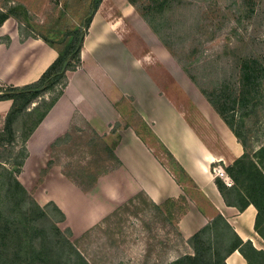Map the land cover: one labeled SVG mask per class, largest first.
<instances>
[{"label":"crops","instance_id":"obj_1","mask_svg":"<svg viewBox=\"0 0 264 264\" xmlns=\"http://www.w3.org/2000/svg\"><path fill=\"white\" fill-rule=\"evenodd\" d=\"M15 6L11 2L6 9ZM19 6L24 7L22 3ZM6 9L0 5V12ZM125 20L123 17L121 22ZM17 23L14 17H9L0 26L2 88L37 81L57 57L56 50L42 38L28 35L21 41ZM126 34L121 32L118 23L102 15V6L95 12L82 40L80 64L74 71L66 72L67 86L63 95L27 140L28 156L23 167L35 156L31 142L51 144L67 132L77 112L99 136L107 137L111 130H116L118 140L113 153L121 166L99 178L93 196L72 191L73 187L67 185L62 189L67 196L50 195L48 200L63 213L67 212V220L73 213L79 217L77 225L70 221L71 228L95 224L109 214L115 204L135 191H142L156 205L167 200H185V213L176 223L183 239L192 237L220 216L227 224L228 229L223 231L229 238L250 242L253 248L264 253V241L254 228L257 210L252 204L244 206L249 199L235 188L227 172L243 156L242 145L165 48L158 42L147 43L152 39L145 32L134 31L144 46L149 47L148 53L137 55L133 49L135 44L127 40ZM153 55L169 83L156 80V73L147 67L145 61ZM126 99L189 181L177 183L174 171L162 163L155 148L139 135L135 126L121 125L126 116L121 106ZM10 106L11 101H0V120ZM217 168L224 177L214 175ZM50 173L53 175L45 180L53 178L72 185L54 168L47 176ZM216 180L224 186L222 195L215 185ZM99 195L101 199H97ZM225 264L247 263L236 250L225 256Z\"/></svg>","mask_w":264,"mask_h":264},{"label":"rangeland","instance_id":"obj_2","mask_svg":"<svg viewBox=\"0 0 264 264\" xmlns=\"http://www.w3.org/2000/svg\"><path fill=\"white\" fill-rule=\"evenodd\" d=\"M97 1L0 0V5L4 9L11 6V2L14 6L21 3L24 5L27 18L20 9L17 11L21 21L17 23L20 38L27 35L39 37L48 41L56 49H61L71 41L69 36L71 33H85L81 28L82 24ZM132 1L140 7L141 13L148 12L150 0ZM258 4L264 5V0H182L181 2L174 0L168 3L170 11L152 12L147 17L154 30L156 29L155 32L168 41L183 60L187 57L186 49L190 47L189 45L187 48H182L183 41L185 40V45H188L192 40L199 39L194 46V52L198 53V56L194 55V58L201 59L205 55H210L212 49L219 48L223 43L232 42L234 37L243 39L249 34L256 38H264V31L260 26L252 24L250 16ZM101 6L102 15L109 21L118 23L121 32L128 33L127 40H132L131 42L135 44L133 49L137 55L148 53L149 47L148 44L144 46L135 36L134 31L145 32L152 39L147 43L158 42L162 46L151 27L143 20L141 13L135 10L128 0H100L98 9ZM123 17H126L125 23L121 22ZM214 22L215 26L212 27L210 24ZM207 24L210 25L211 30L207 28ZM216 29H219V33ZM208 39L211 41L207 42ZM207 61L210 60L205 59L199 65L210 71L217 62L210 64ZM145 63L156 73V80L160 79L163 83L170 82L169 80L166 82L162 75L164 69L154 55ZM194 87L197 89L196 86ZM202 88L208 91L212 89V86L205 82ZM0 89L3 88L0 87ZM197 91L203 97L198 89ZM121 108H124L126 112L121 125L129 123L135 126L139 135L155 148L162 163L182 179L149 130L139 123L129 100H124ZM249 108L250 106L246 110ZM234 118L235 129L246 145V153L252 156L258 145L264 141V99L251 109L242 121L238 120L237 116ZM74 126V129H68L51 144L39 145L38 141L31 142V150L35 156L26 163L24 169L22 168L18 180L41 206L50 202L48 199L53 193H58L62 197L67 196L64 191L62 192L66 185L73 187L72 191L93 196L99 178L113 171L115 162L110 157L109 148L115 141L116 135L99 136L89 127L90 125L78 119ZM1 127L2 120H0ZM93 132L101 139L99 140ZM104 146L108 150H105ZM52 168L57 174L60 172L72 185L68 186L65 182L62 184L53 178H51L52 181L45 180L46 177L53 175L52 172L50 176H47ZM97 199H101V196L99 195ZM142 200L143 197L139 191L131 193L122 202L115 204L109 214L89 227L71 228L70 221L76 224L79 217L77 218L73 213L68 217L70 220H67V212L64 211V218L58 223V227L90 264H168L177 256L192 255V250L180 241L176 231L175 224L183 202H176L170 207L173 215L168 218L166 215L162 217L151 206L144 205ZM229 245L228 240L214 243L215 247H219L220 257L225 255Z\"/></svg>","mask_w":264,"mask_h":264},{"label":"trees","instance_id":"obj_3","mask_svg":"<svg viewBox=\"0 0 264 264\" xmlns=\"http://www.w3.org/2000/svg\"><path fill=\"white\" fill-rule=\"evenodd\" d=\"M150 1L151 5L147 7L148 12L141 13L140 7L132 0H128L129 4L141 13L143 20L151 27L159 42L181 71L202 93L205 100L242 145L243 156L235 161L227 172L235 188L242 190L248 197L249 202L246 201L244 206L252 204L257 210L254 228L264 241V141L258 145L252 156H248L246 145L234 126V117L237 116V119L242 121L243 117L264 99V38H256L249 34L243 39L234 37L232 42L223 43L219 48L212 49L210 55H205L201 59L194 58V55L198 56V53L194 52V46L199 39L192 40L188 45H185L184 40L181 47L187 48L189 45L190 47L186 49L188 50L187 57L183 60L181 55L176 54L171 44L155 32L156 29L154 30L147 17L152 12L170 11L168 3L174 0ZM99 4L100 0L94 3L91 13L82 24L81 28L85 33H71L69 35L71 41L61 49H56L48 41L43 40L56 50L57 57L37 81L20 87L10 86L0 89V101H11V106L0 128V264H90L75 244L59 229L58 223L64 218L63 212L53 202L44 206L39 205L20 183L18 175L28 156L27 140L63 95L67 86L66 72L74 71L80 64L82 39L87 33ZM18 9L27 18L25 7L19 5L10 7L0 12V26L9 17H14L20 23ZM250 16L252 24L260 26L264 31V5L258 4ZM210 25L215 26V22ZM210 25L207 24V28H210ZM216 30L219 33V29ZM27 36L21 37V41ZM5 41L7 43L8 39ZM206 41L210 42L211 39ZM205 59L210 60L207 61L210 64L215 62L217 64L213 67L210 65L212 69L207 71L199 65ZM66 62V70L62 71ZM205 82L212 86L211 90L204 91L202 85ZM249 106L250 108L246 110ZM136 118L149 130L139 116ZM77 119L89 126L82 116L75 112L69 129H74ZM149 133L179 172L182 179L178 178L174 172L175 181L179 184L183 180L189 181L188 176L172 155L150 130ZM93 134L97 135L95 132ZM111 135H116L115 129L111 130ZM96 137L99 138L98 135ZM117 140L116 135L115 141L109 148L110 157L115 162L113 171L121 166L113 153ZM104 149L108 150L106 146ZM215 185L222 195L223 184L216 180ZM139 194L143 197V204L151 206L162 217L170 218L173 215L170 207L176 202L167 200L161 205H156L142 191H139ZM181 202H183V207L180 208L176 223L186 210L185 200ZM223 229H228V227L220 216L215 217L186 240L181 237L176 227L180 241L186 247H190L192 255L177 256L168 264H225V256L236 250L247 264H264V253L261 250L253 248L250 242L242 243L237 238L235 240L229 238ZM225 240L230 241V245L225 255L220 257L219 247H215L214 243Z\"/></svg>","mask_w":264,"mask_h":264},{"label":"built area","instance_id":"obj_4","mask_svg":"<svg viewBox=\"0 0 264 264\" xmlns=\"http://www.w3.org/2000/svg\"><path fill=\"white\" fill-rule=\"evenodd\" d=\"M214 175L216 176V177H224V173L222 172V170L221 169H219V168H217V169H215L214 170Z\"/></svg>","mask_w":264,"mask_h":264},{"label":"water","instance_id":"obj_5","mask_svg":"<svg viewBox=\"0 0 264 264\" xmlns=\"http://www.w3.org/2000/svg\"><path fill=\"white\" fill-rule=\"evenodd\" d=\"M83 40V39H82ZM66 66H67V62L64 63L63 67H62V71H65L66 70Z\"/></svg>","mask_w":264,"mask_h":264}]
</instances>
